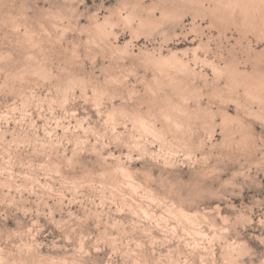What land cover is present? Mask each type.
Masks as SVG:
<instances>
[{"label": "rangeland", "instance_id": "rangeland-1", "mask_svg": "<svg viewBox=\"0 0 264 264\" xmlns=\"http://www.w3.org/2000/svg\"><path fill=\"white\" fill-rule=\"evenodd\" d=\"M0 264H264V0H0Z\"/></svg>", "mask_w": 264, "mask_h": 264}]
</instances>
